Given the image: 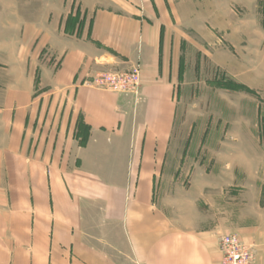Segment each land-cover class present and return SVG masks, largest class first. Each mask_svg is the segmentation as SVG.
Returning <instances> with one entry per match:
<instances>
[{"label":"crops","instance_id":"obj_1","mask_svg":"<svg viewBox=\"0 0 264 264\" xmlns=\"http://www.w3.org/2000/svg\"><path fill=\"white\" fill-rule=\"evenodd\" d=\"M263 121L264 0H0V264H264Z\"/></svg>","mask_w":264,"mask_h":264},{"label":"built area","instance_id":"obj_2","mask_svg":"<svg viewBox=\"0 0 264 264\" xmlns=\"http://www.w3.org/2000/svg\"><path fill=\"white\" fill-rule=\"evenodd\" d=\"M91 84L118 93L139 94L140 71L101 72L93 76ZM219 249L222 254L221 264H255L254 249L245 244L237 234L221 236Z\"/></svg>","mask_w":264,"mask_h":264},{"label":"rangeland","instance_id":"obj_3","mask_svg":"<svg viewBox=\"0 0 264 264\" xmlns=\"http://www.w3.org/2000/svg\"><path fill=\"white\" fill-rule=\"evenodd\" d=\"M108 72H115V71H108ZM119 72H121V71H119ZM98 73H101V72H98ZM232 87H234V86H232ZM210 99H212V98H209V97L195 98V101H196V104H197L196 105L197 113L196 114H191V113L189 114V113H187L185 111L184 115H185L186 119H187L188 116L192 115V116H197V117L201 118V123H203L204 121L209 123L210 122V118H209L210 113H209V110L206 111V109H207V105L209 106ZM228 101H229V104H228L227 108L226 109L222 108V110L224 112H226V114H221L222 115V119L220 120L221 129L220 130L217 129V130L213 131V134H210V135H213V136H223V135H225L223 129H224V125H225V122H226L230 135H232V136L233 135L242 136V131L243 130H242L240 124L236 123L237 119L240 120L239 122H241V120H242V115L240 113L241 105H242L241 104V100H240V103H239V97H237V94L229 93ZM237 105L238 106L240 105V110L236 108ZM189 108H192V107H189ZM240 116H241V118H240ZM224 118H226V120H224ZM184 124L186 126L184 128V133L183 134H184V136H186L187 133H188L189 125L187 124V122H184ZM231 129H233V131H232L233 133H231ZM87 131H88V129L85 126V124L84 123H80L79 124V134L83 138H85V136L87 135ZM259 131L261 133L260 135L264 136V121L262 122L261 128L259 129ZM239 138H241V137H239ZM211 147H212V149L214 151L215 150L218 151L217 148L219 146H211ZM181 148H182V146H181Z\"/></svg>","mask_w":264,"mask_h":264},{"label":"trees","instance_id":"obj_4","mask_svg":"<svg viewBox=\"0 0 264 264\" xmlns=\"http://www.w3.org/2000/svg\"><path fill=\"white\" fill-rule=\"evenodd\" d=\"M232 87V86H231ZM232 88H236V87H232Z\"/></svg>","mask_w":264,"mask_h":264}]
</instances>
